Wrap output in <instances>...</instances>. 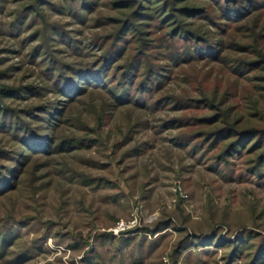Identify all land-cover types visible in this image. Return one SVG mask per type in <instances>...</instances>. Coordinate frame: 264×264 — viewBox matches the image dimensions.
Here are the masks:
<instances>
[{
  "label": "rangeland",
  "instance_id": "rangeland-1",
  "mask_svg": "<svg viewBox=\"0 0 264 264\" xmlns=\"http://www.w3.org/2000/svg\"><path fill=\"white\" fill-rule=\"evenodd\" d=\"M0 264H264V0H0Z\"/></svg>",
  "mask_w": 264,
  "mask_h": 264
}]
</instances>
